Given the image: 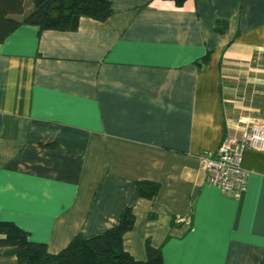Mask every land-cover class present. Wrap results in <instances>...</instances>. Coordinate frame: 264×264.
<instances>
[{"label": "crops", "instance_id": "obj_1", "mask_svg": "<svg viewBox=\"0 0 264 264\" xmlns=\"http://www.w3.org/2000/svg\"><path fill=\"white\" fill-rule=\"evenodd\" d=\"M111 2L105 20L0 42V219L57 253L129 207L138 259L149 240L164 264H264V150L246 149L239 196L202 165L264 117V0ZM0 264L25 263L3 246Z\"/></svg>", "mask_w": 264, "mask_h": 264}, {"label": "trees", "instance_id": "obj_2", "mask_svg": "<svg viewBox=\"0 0 264 264\" xmlns=\"http://www.w3.org/2000/svg\"><path fill=\"white\" fill-rule=\"evenodd\" d=\"M176 2L182 4L184 0ZM112 13L111 0H0V42L22 24L36 25L40 32L74 30L81 16L105 20ZM227 28V20L216 21L217 32L224 33ZM138 191L141 196L152 198L158 185L140 181ZM135 220L132 208H125L115 226L92 237L80 233L67 247L52 253L45 242L33 240L29 231L0 219V247L15 246L19 262L25 264H164L162 248L149 240L146 259L136 258L125 248L124 236L134 227Z\"/></svg>", "mask_w": 264, "mask_h": 264}, {"label": "built area", "instance_id": "obj_3", "mask_svg": "<svg viewBox=\"0 0 264 264\" xmlns=\"http://www.w3.org/2000/svg\"><path fill=\"white\" fill-rule=\"evenodd\" d=\"M243 122L240 137H225L215 153L202 157L208 182L234 196L247 188L249 173L243 166L246 149L264 150V117L244 118Z\"/></svg>", "mask_w": 264, "mask_h": 264}, {"label": "rangeland", "instance_id": "obj_4", "mask_svg": "<svg viewBox=\"0 0 264 264\" xmlns=\"http://www.w3.org/2000/svg\"><path fill=\"white\" fill-rule=\"evenodd\" d=\"M28 11L30 10V8L27 9Z\"/></svg>", "mask_w": 264, "mask_h": 264}]
</instances>
